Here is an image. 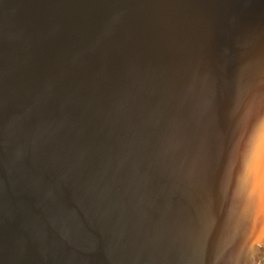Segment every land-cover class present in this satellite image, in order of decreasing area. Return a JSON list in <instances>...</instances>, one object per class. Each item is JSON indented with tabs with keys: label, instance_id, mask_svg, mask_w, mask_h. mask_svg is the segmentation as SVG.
<instances>
[{
	"label": "bare ground",
	"instance_id": "obj_1",
	"mask_svg": "<svg viewBox=\"0 0 264 264\" xmlns=\"http://www.w3.org/2000/svg\"><path fill=\"white\" fill-rule=\"evenodd\" d=\"M78 1L30 0L0 17V169L27 161L53 204L42 221L78 213L76 241L101 232L104 264L125 251L131 264L159 261L172 232L207 264H264V68L223 65L239 0H83L103 4L94 17L65 5Z\"/></svg>",
	"mask_w": 264,
	"mask_h": 264
},
{
	"label": "water",
	"instance_id": "obj_2",
	"mask_svg": "<svg viewBox=\"0 0 264 264\" xmlns=\"http://www.w3.org/2000/svg\"><path fill=\"white\" fill-rule=\"evenodd\" d=\"M29 2L30 0H0V12H2L0 17L7 16L13 19L17 13L15 9L23 10ZM103 3L107 4V2ZM238 3L239 4H234L232 11V16H234L235 19L234 21L238 22L232 31L235 40L223 54V65L224 69L225 67L228 69L230 66L235 65L241 56H244L243 59L246 61L245 69L250 73L256 69L252 67V63H255L254 65L259 63V70L264 68V61L260 58L261 44L264 43V0H239ZM114 4L123 3L115 2ZM65 5L68 7L71 6L70 8L75 10H78L77 8L84 9L83 7L85 6V12L79 10L80 13L94 17V13H96L98 8L103 4H94L90 7L89 4H85V1L79 0L76 4ZM2 6L7 7L4 9ZM68 7L65 8L67 9ZM6 11L9 12L5 13ZM72 13L75 14V12ZM251 55L250 62H248L247 60ZM237 58L238 60L235 61ZM76 65L77 64L67 68L70 78L73 80L76 79L73 75ZM225 74L227 75V73ZM219 84L220 78L218 83H215V89L212 91L213 93H210V98L208 100L206 99L207 107H209L211 97H215V90ZM77 96L78 94L74 92L69 93L68 96H66L69 104L61 105L60 109L70 108V102H76ZM200 115L203 114L200 113ZM192 156L193 155H191V157ZM26 160H28V158H26ZM185 166H188V170L190 167H194L193 160L189 159ZM0 171H2L0 177L7 176L9 184H0V264H63L67 260H71L75 263L78 261L79 264H88L90 262V264H104L103 259L98 256L103 244L97 245V243L99 239H102V241L105 240L101 232L93 234L95 237L89 246H85V237L78 240L81 241V243L76 241L77 236L83 230L82 221L79 219L78 213H74L72 216V213L68 211L65 218H72L71 222L64 223L61 226L59 222L63 219L62 214L59 217H44L42 221L40 214L37 212L53 204L50 201H44L42 197L46 198V194L34 188L33 184L35 179L31 174L32 170L27 161L23 158H19L13 162L8 161V163H5L1 167ZM150 196L152 195L150 194ZM136 202L138 201L136 200ZM139 202V205L144 208L143 210L147 211L145 212L147 220L144 219L147 225L151 218V213L149 212L148 207L150 206V202L148 203L146 193ZM173 211L181 216L180 214L183 212V206H176ZM161 213L162 214L158 215V217L162 216L164 220H166V216L171 215L166 214L165 207L162 209ZM97 217L98 214L92 219V224L95 222L93 224L94 226L98 224ZM175 219L173 221H175ZM111 234L112 231L108 233L107 238L109 240L110 235V241L114 243L117 239L113 238ZM169 237L174 247L172 249L164 247V249L161 250L163 257L160 256L159 261H154V263L150 262V264H180L179 261L185 256L188 257V260L184 258L188 264H207V260L204 257L202 258V256L200 257L199 250L197 251V255H189V244L182 241L178 232H172ZM125 244L131 247L129 240ZM129 246L126 248H129ZM154 247L155 246H153L151 250V258L154 252L159 249ZM125 253L124 259L122 256V260L121 262L119 261L118 264H122L123 261L127 264H131L134 256L131 258V253L126 251ZM120 259L121 257H119V260ZM222 260L223 262H220L221 264H241L231 262L228 259V261ZM132 263H134V261ZM247 264L254 263L248 262Z\"/></svg>",
	"mask_w": 264,
	"mask_h": 264
}]
</instances>
